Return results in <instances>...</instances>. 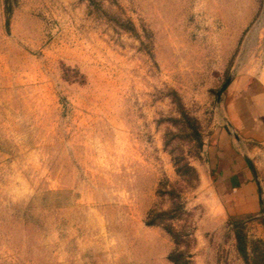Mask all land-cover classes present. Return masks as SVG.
Instances as JSON below:
<instances>
[{
    "label": "rangeland",
    "instance_id": "1",
    "mask_svg": "<svg viewBox=\"0 0 264 264\" xmlns=\"http://www.w3.org/2000/svg\"><path fill=\"white\" fill-rule=\"evenodd\" d=\"M0 264H264V0H0Z\"/></svg>",
    "mask_w": 264,
    "mask_h": 264
},
{
    "label": "crops",
    "instance_id": "2",
    "mask_svg": "<svg viewBox=\"0 0 264 264\" xmlns=\"http://www.w3.org/2000/svg\"><path fill=\"white\" fill-rule=\"evenodd\" d=\"M246 158L243 153L227 151L219 159L220 198L232 215L254 214L260 210L259 184Z\"/></svg>",
    "mask_w": 264,
    "mask_h": 264
}]
</instances>
